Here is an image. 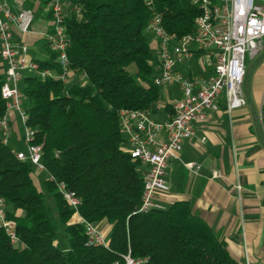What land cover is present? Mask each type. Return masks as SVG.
<instances>
[{
	"label": "trees",
	"instance_id": "16d2710c",
	"mask_svg": "<svg viewBox=\"0 0 264 264\" xmlns=\"http://www.w3.org/2000/svg\"><path fill=\"white\" fill-rule=\"evenodd\" d=\"M152 1L166 31L194 30L200 10L190 0ZM72 2L81 7L80 16L65 17L73 79L64 84L25 73L20 82L28 124L54 179H44L39 189L33 167L17 159L0 134V196L24 244L12 246L0 228V264H125L127 253L146 264H240L187 201L139 210L143 176L123 149L118 111L150 112L160 99L153 81L156 57L145 31L146 0ZM47 53L39 68L59 71L55 53ZM4 111L0 95V115ZM59 182L80 199L83 218L112 225L107 247L87 244L84 226L69 223L73 210L57 191ZM63 235L66 247L59 242Z\"/></svg>",
	"mask_w": 264,
	"mask_h": 264
},
{
	"label": "built area",
	"instance_id": "2783aa9c",
	"mask_svg": "<svg viewBox=\"0 0 264 264\" xmlns=\"http://www.w3.org/2000/svg\"><path fill=\"white\" fill-rule=\"evenodd\" d=\"M25 1V0H22ZM200 13L194 19V30L177 35L165 30L160 13L154 10L153 1L146 0L150 18L145 31L153 35L158 73L154 84L158 87L176 85L180 96L169 105L171 114L166 121H155L149 114L138 109L122 108L118 111L119 132L124 138L123 149L132 161L146 168L143 172V189L139 210L163 208L159 197L168 191L165 179L168 161L176 157L182 141L193 138L195 124L206 118L207 111L220 108L219 97L224 92V106L227 111L247 104L243 90L246 74V58L264 48V0H190ZM47 11L51 18V28L45 34V47L55 53L59 71L40 69L36 60L28 54V45L16 42L15 33H29L35 18L31 8L15 9L12 0H0V56L6 64L0 95L5 111L0 115V134L2 142L8 144L12 132V114H17L20 125V138L23 150L15 155L27 161L39 172L53 176L47 171L42 158V148L35 143V130L28 124V113L23 106L20 82L27 71L41 79L53 78L64 84L73 79L74 69L67 55L68 36L65 17L71 12L80 16L81 7L72 0H47ZM213 50V51H211ZM196 54L203 60L213 59L211 73L206 77H190L176 70L182 61ZM86 74L79 80L84 83ZM161 137L157 138V135ZM192 171H198L199 164L185 163ZM213 176H219L213 172ZM236 189H241L236 185ZM57 191L73 210L70 224H82L86 233V243L107 247L108 241L96 225L79 212L81 202L75 192L64 182L57 183ZM6 201L0 196V228L4 230L12 246L23 248L15 222L7 218ZM125 264H146L145 258L123 256Z\"/></svg>",
	"mask_w": 264,
	"mask_h": 264
},
{
	"label": "crops",
	"instance_id": "0c3cea01",
	"mask_svg": "<svg viewBox=\"0 0 264 264\" xmlns=\"http://www.w3.org/2000/svg\"><path fill=\"white\" fill-rule=\"evenodd\" d=\"M46 3V0H12L15 9L31 8L35 12L31 31L22 35L16 32L14 39L24 41L29 56L36 61L48 58L43 37L51 28V18ZM149 46L156 57L154 41ZM212 67V57L202 60L196 54L178 64L176 70L200 78L208 76ZM5 68L0 56L2 77ZM153 70L156 75L155 60ZM243 90L246 105L227 111L222 92L220 108L207 111L206 118L195 124L193 138L182 141L176 157L168 161L165 175L168 191L159 200L163 208L176 201H187L192 211L225 241L235 260L240 264H264V48L246 58ZM159 92L160 99L149 114L162 123L172 112L169 103L180 96V91L176 85H168L159 87ZM11 124L8 144L12 138L16 146H9L14 151L23 150L16 113L12 114ZM188 162L199 164V170H189L185 166ZM138 169L142 175L146 170L142 165ZM37 172L39 176L33 172L31 176L40 189L47 174ZM213 172L219 176L214 177ZM237 184L241 187L239 191ZM95 225L108 241L112 225L106 220Z\"/></svg>",
	"mask_w": 264,
	"mask_h": 264
},
{
	"label": "rangeland",
	"instance_id": "374dc122",
	"mask_svg": "<svg viewBox=\"0 0 264 264\" xmlns=\"http://www.w3.org/2000/svg\"><path fill=\"white\" fill-rule=\"evenodd\" d=\"M147 39H148L149 44L152 45V42H153V35H152L151 33H147ZM9 145H10L11 147H13V148L16 146V143L14 142V140H12V138H10V140H9ZM32 172H33V174H34L35 176H39V174H38V172H37V170H36L35 168H33ZM62 233H63V232H62ZM59 242H60V244H61L62 246H65V245H66V238H65L64 235L61 236V237H59Z\"/></svg>",
	"mask_w": 264,
	"mask_h": 264
}]
</instances>
